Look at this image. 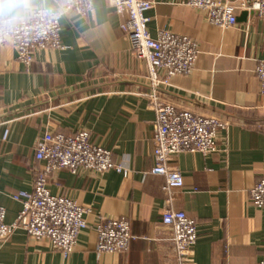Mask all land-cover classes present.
<instances>
[{
	"label": "crops",
	"instance_id": "1",
	"mask_svg": "<svg viewBox=\"0 0 264 264\" xmlns=\"http://www.w3.org/2000/svg\"><path fill=\"white\" fill-rule=\"evenodd\" d=\"M187 2L155 0L146 13L153 38L167 30L191 38L201 51L190 76L156 89L121 29V16L106 0H94L86 18L64 16L66 49L39 52L29 69L16 60L11 45L0 48V207L8 224L22 209L13 196L32 191L35 145L47 130L64 135L86 130L91 142L129 171L125 177L116 170L102 176L63 170L51 177L52 195L91 209L74 253L64 258L47 240L17 230L1 244L0 264H178L173 245L158 236L169 209L184 211L198 224L192 264L259 263L264 209L250 203V191L264 179V96L256 78L264 60V20L248 13L235 27L220 28ZM32 3L36 10H58L62 0ZM153 93L179 108L230 121L217 153H183L169 163L184 178L170 204L165 178L150 173ZM102 219L129 222L133 239L125 254L97 255Z\"/></svg>",
	"mask_w": 264,
	"mask_h": 264
},
{
	"label": "built area",
	"instance_id": "2",
	"mask_svg": "<svg viewBox=\"0 0 264 264\" xmlns=\"http://www.w3.org/2000/svg\"><path fill=\"white\" fill-rule=\"evenodd\" d=\"M121 16V29L126 33L131 49L147 69V80L156 89L173 78L190 76L196 69L201 51L189 37L164 30L153 38L146 13L155 0H106ZM192 9L202 11L207 21L216 27L231 28L243 12L255 13L264 20V0H188ZM38 15L13 30H0V48L11 45L16 60L27 69L42 51L65 50L61 39V20L74 15L82 18L94 12V0H62L58 10L37 9ZM260 92L264 96V60L256 68ZM151 98L156 113L153 138L154 166L150 173L165 178L163 190L171 203L173 189L184 186L181 173L169 166L173 158L183 153L210 156L218 152V139L230 125L226 118L203 115L162 101L156 94ZM72 174L93 172L100 176L116 170L128 177L129 171L116 165L112 153L91 142L86 130L72 135L46 131L36 142L35 163L32 166V191L13 196L22 205L17 220L8 224L6 211L0 207V247L17 230L30 238L47 240L51 249L64 258L74 253L81 232L88 227L86 215L91 209L82 207L66 196L52 195L49 180L61 171ZM250 203L264 209V179L250 191ZM160 240L173 245L178 264H192L191 254L198 240V224L184 211L169 209L162 217ZM96 253L125 254L133 236L124 219H102L96 227ZM258 264H264V253Z\"/></svg>",
	"mask_w": 264,
	"mask_h": 264
},
{
	"label": "clouds",
	"instance_id": "3",
	"mask_svg": "<svg viewBox=\"0 0 264 264\" xmlns=\"http://www.w3.org/2000/svg\"><path fill=\"white\" fill-rule=\"evenodd\" d=\"M36 15L32 0H0V30H13Z\"/></svg>",
	"mask_w": 264,
	"mask_h": 264
},
{
	"label": "water",
	"instance_id": "4",
	"mask_svg": "<svg viewBox=\"0 0 264 264\" xmlns=\"http://www.w3.org/2000/svg\"><path fill=\"white\" fill-rule=\"evenodd\" d=\"M233 1H234V0H233ZM247 15H248V12H243L242 15L239 17L238 21H240V22L245 21V18H246ZM99 87H101V86H98V87H95V88H99ZM89 90H91V89L84 90V91H79V92H77V93H75V94H80V93H83V92H85V91H89ZM252 121H253V120H252Z\"/></svg>",
	"mask_w": 264,
	"mask_h": 264
},
{
	"label": "rangeland",
	"instance_id": "5",
	"mask_svg": "<svg viewBox=\"0 0 264 264\" xmlns=\"http://www.w3.org/2000/svg\"><path fill=\"white\" fill-rule=\"evenodd\" d=\"M148 83V82H147Z\"/></svg>",
	"mask_w": 264,
	"mask_h": 264
}]
</instances>
